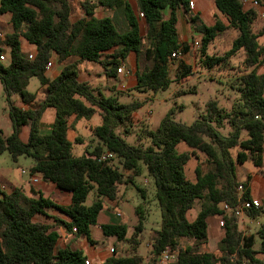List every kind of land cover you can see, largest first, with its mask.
I'll return each mask as SVG.
<instances>
[{
    "label": "trees",
    "instance_id": "1",
    "mask_svg": "<svg viewBox=\"0 0 264 264\" xmlns=\"http://www.w3.org/2000/svg\"><path fill=\"white\" fill-rule=\"evenodd\" d=\"M133 1L134 7L126 0H99L96 5L82 0L84 13L72 20L74 0H0V14L10 13L12 26V31L0 39V56L8 48L7 62L0 59V84L11 122L10 134L3 135L0 130V154L8 152L13 161L20 156L31 158V175L38 174L44 182L71 194L70 204L63 207L35 191L34 197L26 196L19 188L8 193L0 191V264H85L87 258L82 251L58 248L59 233L34 218L55 208L67 218L56 219L58 226L92 242L89 229L98 225L100 211L116 209L120 188L135 186L133 178L142 165L153 181L160 210V227L150 242L151 255L168 249L177 253V264H264V220L255 233L246 234L239 227L240 217L222 209L223 204L234 208L251 200L247 183L237 179L234 162H251L258 168L264 161V24L259 23L255 9L245 8L241 0H211V26L190 12L191 0ZM98 5L121 9L126 30L119 31L109 16L97 18L94 13ZM166 10L168 17L164 18ZM180 11L187 15L193 30L200 33L196 63L201 68L221 69L243 52L239 104L226 111L216 100H209L205 111L190 125L174 121L169 111L155 130H145L147 146L130 145L117 129L131 125L130 118L142 103H121L116 95L95 92L89 82L79 80L77 64L81 60L97 62L106 77H117V69L132 54L135 88L143 92L166 90L174 63V80L193 73L182 57H171L178 48L183 54L189 50L187 43L178 41ZM228 30L235 34L229 49L221 56L209 54V45ZM21 39L34 46L31 58L22 52ZM53 53L62 66L54 78H49L46 64ZM260 67L263 70L258 73ZM33 77L45 90L38 103L36 94L27 90ZM109 89L114 92L113 85ZM13 95L30 107L17 106ZM48 107L54 109V119L50 131L43 134L39 124ZM95 114L101 123L90 130L97 144L76 156L68 138L69 119ZM224 124L231 129L227 134L221 132ZM26 125L28 137L23 142L19 134ZM180 143L186 145V151L177 150ZM231 149H236L234 157ZM104 151L113 156L101 160ZM192 156L197 164L194 177L189 178L185 169ZM238 185L243 186L240 194ZM135 187L144 198L145 189ZM90 192L93 198L87 206L84 202ZM135 214L137 223L128 236L123 223L99 225L104 236H114L131 250L128 256L114 251L103 264H145L137 251L144 230V208L139 205ZM243 214L264 218V202L260 208H249ZM209 217L223 219L217 252L199 251L208 241ZM182 239L191 243L181 246Z\"/></svg>",
    "mask_w": 264,
    "mask_h": 264
},
{
    "label": "rangeland",
    "instance_id": "2",
    "mask_svg": "<svg viewBox=\"0 0 264 264\" xmlns=\"http://www.w3.org/2000/svg\"><path fill=\"white\" fill-rule=\"evenodd\" d=\"M91 3L96 5L99 0H89ZM132 1V0H131ZM196 6L194 5L193 9ZM82 0H74V13L71 17L72 20L82 16ZM97 16L104 17L110 15L119 31L126 30L127 23L124 19L121 9H106L98 5L95 9ZM206 22L210 23L213 21L211 15L205 19ZM145 32V25L142 23V33ZM234 31L228 30L220 33L212 44L208 47V53L211 55L221 56L227 51L231 45V41L234 37ZM196 39H200L199 36ZM198 49L195 48L193 52L189 53L186 57L188 65L193 68V73L187 78L181 80H174L175 78V63L171 65L169 77L171 79L170 85L166 90H160L157 92H143L135 88V84L130 83L125 89H121L120 85L122 82L121 75L119 77H106L102 67L97 62L81 60L76 67L78 78L81 81L89 82L94 88L95 92H101L104 96L116 95L118 101L121 103L138 101L141 102V106L131 116L130 122L122 127H119L117 131L121 134L120 136L130 145L142 144L148 145L147 137H145V130H155L162 118L171 111L173 120L182 122L186 125H190L193 121L201 115L206 109V103L209 100H216L218 106L230 111L233 107L239 104V75L243 72L242 61L244 54L242 51L238 52L230 62H227L225 67L221 69H205L201 68L197 63ZM74 58H69L68 61H72ZM133 55L131 54L123 63V71H129L130 77H126V81H132L135 72V64ZM132 61V63H131ZM121 78V79H120ZM114 86V92L109 88ZM40 87V83L36 77L30 79L27 90L35 93ZM120 89V90H119ZM118 91H121L119 93ZM19 100L17 95H13L12 100ZM7 104L4 98V92L2 85L0 84V129L3 134H9L10 123L6 118ZM44 122H53L54 109L48 107L42 114L41 118ZM101 120L97 114L92 117L86 118H74L72 116L69 119L70 128L68 131V138L72 141V153L76 156L83 154L85 149L91 150L93 146L97 144V139L92 135L90 127L99 125ZM124 129H127L124 132ZM230 127L224 124L221 129L223 134H227L230 131ZM43 132V131H41ZM76 138L80 139V142H74ZM179 152L187 150L184 143H180L177 146ZM232 157L236 154V149L230 150ZM203 156L201 155V158ZM114 162L118 164L117 158H114ZM33 160L26 156H20L16 161H13L8 152L0 154V185L3 182L6 184L18 187L27 188L29 187L28 179L31 177L29 168ZM197 164V159L193 156L186 166V174L189 178L194 177L193 168ZM119 166V164H118ZM234 168L236 175L239 180L244 178V169L253 168L251 162H245L244 164H238L234 162ZM134 184L137 187L145 189L144 198L137 191L136 187L132 184H128L120 188L125 190L124 193L120 191V200L115 211L121 213V221L127 224L128 232L131 234L133 228L137 223V216L135 214V208L141 205L144 208L145 220L144 230L142 232V239L138 247V252L142 255L146 253L148 255V264H156V256L150 254V242L154 235V231L160 227V210L155 199V188L152 179L148 176L145 166L142 165L140 173L134 176ZM93 198V192H90L84 202L85 205H90ZM245 221L249 224L246 225V233H255L264 218L263 216L255 219H250L245 216ZM211 219H208V233L211 236L212 230L210 226ZM241 222V221H240ZM97 228L93 227V237L97 239L96 246L102 247L103 250L107 251L109 248V242L104 239V243L97 237ZM81 239L85 240L84 236ZM149 242L148 244H146ZM191 241L182 239L179 241L181 246L189 245ZM259 239L256 238L255 247L257 248ZM219 241L213 243V247L209 249L200 248L199 251H210L217 252ZM149 245V247L147 246ZM146 248L148 251H146Z\"/></svg>",
    "mask_w": 264,
    "mask_h": 264
},
{
    "label": "crops",
    "instance_id": "3",
    "mask_svg": "<svg viewBox=\"0 0 264 264\" xmlns=\"http://www.w3.org/2000/svg\"><path fill=\"white\" fill-rule=\"evenodd\" d=\"M126 1H128L132 5V7H134V1L133 0L132 1L126 0ZM191 1H193V4L196 6V8L195 9L190 8V12L193 14H197L200 17V19L206 25H208V26L213 25V21L210 23L205 21V19L208 18L209 15H211V17H212L213 12H214L211 0H191ZM241 1H242V4L245 8L255 9V11L258 14L259 23L264 24V0H259L258 6H253L249 2V0H241ZM94 15L97 18H101L100 16H97L96 13H94ZM163 15H164V18H167L168 17V11L167 10L164 11ZM107 16H110V15L108 14ZM187 19H188L187 15L183 11H180L178 14V21H177L178 41L180 43H187L189 46V50L186 53H184L182 56V59L185 63H187L186 57L188 56V54L193 52V50L195 49L192 46V41L198 40V39H196V37L199 36V34H200L199 32H196L193 30L192 26L190 25V23L188 22ZM0 30L3 31L4 33H10L12 31V26L10 23V13L6 12V13L0 14ZM20 46H21V50L23 53L32 54V55L35 54L34 46L28 44L24 39H21ZM4 56H3L2 60L7 62L8 48L5 49ZM132 60H134V56H133ZM50 61L52 63V66L49 69H46V75L49 78H54L58 74L62 64L57 62V57L54 53L51 55ZM131 63H132V61H131ZM262 70H263V68L260 67L257 69V72L260 73V72H262ZM117 77H119V75H117ZM126 77L129 78L130 73L125 77L123 75H121L122 79L121 78L120 79L122 80V82H121L120 88H122V86H124L126 88V86H129L130 83L132 85L135 84L134 77H133L132 81H130V79H129V81H126V79H128ZM35 94H36L35 101H36V103H38L45 96L44 88L40 86L36 90ZM13 101L17 106L21 107L22 109H27L30 107V105L22 104L18 100L14 99ZM6 112H7L6 118L9 120L10 132H11V122H10V119L8 116V110H6ZM52 123L44 122L41 119L40 124H39L40 131H43L41 133L45 134V133L49 132L51 127H52ZM28 130H29V128L26 125V126H23L21 131H20L19 137L23 142L27 141ZM10 132H9V134H10ZM3 135H8V134H3ZM32 176L33 175H31V177ZM34 176L38 177V182L33 183L31 181V177H29V179H28L29 187L21 188V189L19 188L26 196L34 197V194L32 193V191H35V192L40 193L43 198L52 201L55 205L65 207V206H68L70 204L71 194L69 192L61 191V190L57 189L54 186V184H52L50 182H44L38 174H34ZM237 179H238V177H237ZM238 181L242 184L247 183L251 199H257L261 203L264 202V161H263V165L261 167L257 168V167L253 166V168H250V169L245 168L244 169V178L242 180L238 179ZM14 188H18V187L10 186V185L6 184V182H3L2 185H0V191L5 192V193L10 192ZM244 189H245V187H244ZM120 191L122 193H124L125 190H120ZM35 197H37V195H35ZM121 216H122L121 213L118 211H115V210H111V211L110 210H102V211H100V213L98 215V220H97L98 225L92 226L89 229V234H90V238H91L92 242H89L86 238H85V240L81 239V236H76L73 233L66 232L62 227L58 226L56 219H62V220L66 221L67 218L55 208L51 207L49 209H46L45 215H37L34 218V220L51 225L52 228L59 233L60 237H59L58 242H57L58 248H61V249L62 248H70L72 250H80L86 256V258L90 262V264H103L105 260H107L108 258H110L113 255L112 253L114 251L117 254H121L122 256H128L131 254L130 246L127 243L118 242L114 236H104L100 227H99V225H101V224H120V223H123L121 221ZM209 218L211 219L210 226H211L212 233H211V236H209L208 220H207L208 241H207V244L203 247L204 250L212 248L213 243L220 241V239L223 235V229L218 224L219 219L216 217H209ZM244 218H245V214H242L240 216L241 222L239 224V227L242 230H246L245 224H247V225L249 224L248 222L245 221ZM248 218H250V217H248ZM250 219H253V218H250ZM123 224H125V223H123ZM125 225L127 226V224H125ZM93 227L97 228V231H98L97 237L99 239H101V242H103L104 239L108 240L109 248L107 251L103 250L102 247L96 246L97 239L93 237ZM128 228L129 227L127 226V236L129 235ZM243 232L246 233V231H243ZM246 234H252V232L250 231ZM148 243L149 242H147L146 244H148ZM147 246L149 247V245H147ZM137 251H138V249H137ZM146 251H148L147 248H146ZM201 252H203V251H201ZM206 252H210V251H206ZM142 256L144 257L145 264H148V261H147L148 255H146V253H145ZM166 264H175V263L172 262V263H166Z\"/></svg>",
    "mask_w": 264,
    "mask_h": 264
},
{
    "label": "built area",
    "instance_id": "4",
    "mask_svg": "<svg viewBox=\"0 0 264 264\" xmlns=\"http://www.w3.org/2000/svg\"><path fill=\"white\" fill-rule=\"evenodd\" d=\"M249 2L253 5V6H258L259 5V0H249ZM194 6L193 1H189V7L192 9ZM140 16H142V14H140ZM5 36V33L3 31L0 30V39H3ZM199 45V40H194L192 41V46L194 48H197ZM183 53L181 52V49L178 48L176 51H174L171 54V57H182ZM29 57L31 58L32 55L29 54ZM0 59H3V56H0ZM52 66L51 61H49L46 64V69H49ZM117 72L121 75H123L124 77L127 76L129 73L128 71H123L122 67L117 69ZM125 87L122 86V89H124ZM112 153L109 151H104L103 154H101L100 159L101 160H105V159H110L112 157ZM31 181L33 183L38 182V177L36 176H32L31 177ZM243 191V186L242 185H238L237 187V193L240 194ZM261 207V202L257 199H251V200H245L243 201L240 205H237L234 208H230L228 205L223 204L222 209L227 212V213H232L235 216H241L245 210L249 209V208H254V209H258ZM218 224L220 227L223 226V219L221 218L218 221ZM176 259H177V253L176 252H171L170 250L166 249L164 251H162L161 253H159L156 256V264H166V263H176ZM85 264H90V262L88 260L85 261Z\"/></svg>",
    "mask_w": 264,
    "mask_h": 264
}]
</instances>
